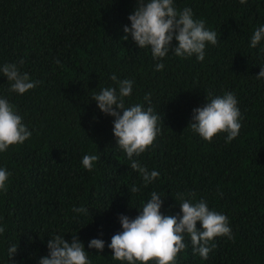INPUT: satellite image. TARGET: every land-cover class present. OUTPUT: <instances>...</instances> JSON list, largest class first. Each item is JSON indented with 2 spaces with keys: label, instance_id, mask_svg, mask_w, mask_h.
Listing matches in <instances>:
<instances>
[{
  "label": "trees",
  "instance_id": "obj_1",
  "mask_svg": "<svg viewBox=\"0 0 264 264\" xmlns=\"http://www.w3.org/2000/svg\"><path fill=\"white\" fill-rule=\"evenodd\" d=\"M190 7L197 19L216 31L219 43L206 46L205 59L180 58L171 51L153 60L150 47L122 40L130 27L136 0H0V65L17 63L36 88L10 93L0 73V97L8 98L32 136L0 153V167L11 173L8 191L0 192V264H10L8 248L16 244L14 264H39L48 254L51 235L78 234L91 264H123L107 247L121 231L119 215L135 217L155 191L164 198L165 215L180 213L178 194H195L210 209L228 217L233 239L216 237L207 260L188 247L177 264H264V41L250 47L264 25V0H174ZM59 59L60 64L55 61ZM161 62L162 71L155 70ZM134 81L126 106H151L161 131L135 159L159 172L146 187L113 133L114 117L91 99L110 79ZM235 94L243 117L240 135L231 143L222 133L211 142L189 127L193 109L209 97ZM94 117L96 119H94ZM100 157L92 171L84 155ZM141 191L130 193L133 186ZM84 206L88 213L73 212ZM182 214V213H181ZM197 227H202L199 222ZM101 233L103 235L101 236ZM106 241L102 253L89 241Z\"/></svg>",
  "mask_w": 264,
  "mask_h": 264
},
{
  "label": "clouds",
  "instance_id": "obj_2",
  "mask_svg": "<svg viewBox=\"0 0 264 264\" xmlns=\"http://www.w3.org/2000/svg\"><path fill=\"white\" fill-rule=\"evenodd\" d=\"M246 4L247 0H240ZM130 27L125 25L122 40L129 36L139 49L150 47L153 60H163L171 51L180 58L196 56L199 61L205 59L206 46L219 43L217 32L206 27L204 19H197L190 7L179 10L174 0H136V7L128 17ZM264 41V25L259 26L251 36L250 47L256 48ZM264 50V49H262ZM60 64V60L55 61ZM19 65L24 64L20 59ZM17 63L0 65V73L10 82V93L25 94L33 90L39 81L30 78L27 72H22ZM164 63L155 64L156 71L164 69ZM264 79V67L256 75ZM110 79L115 87H104L99 93H94L91 99L96 101L98 108L107 116L114 117L113 133L117 146L123 150L130 167L140 173L143 186L154 182L159 172L149 171L135 157H139L153 145L161 128L160 116L151 106V93L145 95L144 104L126 106L125 98L133 93L134 81L118 80L116 74ZM94 119H96L94 117ZM243 117L238 107L234 93L226 92L221 96L209 97L207 102L193 109L189 127L203 139L211 142L219 134H226V142L231 143L239 135ZM32 136V131L23 123V117L16 106L8 98L0 97V153L6 152L11 146L23 144ZM100 157L94 154L84 155L82 166L92 171ZM11 173L7 168L0 167V192L8 191V181ZM141 191L140 186H133L129 192ZM193 194H178L181 200L180 213L165 215L162 212L164 198L153 191L150 199L138 209L137 216L130 217L120 214L118 219L122 230L111 237L107 244L113 252L112 258L123 264H177L178 256L188 247L186 238H190L194 254L207 260L209 253L217 247L214 238L227 236L233 239L228 217L210 209L204 199L194 202ZM189 196L193 198H189ZM73 212L87 214L84 206L73 207ZM182 213V214H181ZM202 226L197 227V224ZM0 226V235L5 232ZM103 233H101V236ZM71 240L65 235H51L47 241L48 254L39 259V264H91L89 252L78 234H71ZM106 241L93 238L87 247L102 253ZM16 244L8 248L10 264H14V256L18 252Z\"/></svg>",
  "mask_w": 264,
  "mask_h": 264
}]
</instances>
